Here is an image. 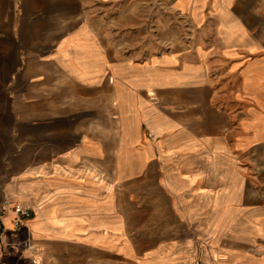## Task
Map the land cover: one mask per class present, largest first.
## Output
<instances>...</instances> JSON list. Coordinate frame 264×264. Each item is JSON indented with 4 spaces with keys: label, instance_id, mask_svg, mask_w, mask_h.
<instances>
[{
    "label": "crops",
    "instance_id": "1",
    "mask_svg": "<svg viewBox=\"0 0 264 264\" xmlns=\"http://www.w3.org/2000/svg\"><path fill=\"white\" fill-rule=\"evenodd\" d=\"M0 69V264H264V0H0Z\"/></svg>",
    "mask_w": 264,
    "mask_h": 264
},
{
    "label": "rangeland",
    "instance_id": "2",
    "mask_svg": "<svg viewBox=\"0 0 264 264\" xmlns=\"http://www.w3.org/2000/svg\"><path fill=\"white\" fill-rule=\"evenodd\" d=\"M4 73L5 71L3 69H0V170H2L4 167V161H3V158L1 157L2 156L1 154H4L6 151V149L3 148L1 145H3L5 142L9 140L8 133H9V128L12 122V118L9 112L10 102L5 95V91H4L5 86L2 83V81L5 79ZM0 200H1V192H0ZM224 241L225 239H220L217 241V244H216L217 251H220L218 249L224 246ZM201 250H202V246H200V251H199V257H198L199 262H200V257H202ZM208 262L209 264H214V262L211 261V259ZM152 263L159 264L154 261H152Z\"/></svg>",
    "mask_w": 264,
    "mask_h": 264
},
{
    "label": "built area",
    "instance_id": "3",
    "mask_svg": "<svg viewBox=\"0 0 264 264\" xmlns=\"http://www.w3.org/2000/svg\"><path fill=\"white\" fill-rule=\"evenodd\" d=\"M15 211L17 213L15 224L19 225L23 220L28 219L32 215L31 208H15Z\"/></svg>",
    "mask_w": 264,
    "mask_h": 264
},
{
    "label": "bare ground",
    "instance_id": "4",
    "mask_svg": "<svg viewBox=\"0 0 264 264\" xmlns=\"http://www.w3.org/2000/svg\"><path fill=\"white\" fill-rule=\"evenodd\" d=\"M23 226H24V224H23ZM17 232H18V231H17ZM28 247H29L30 249H32V248H33L31 245H29ZM32 250H33V249H32Z\"/></svg>",
    "mask_w": 264,
    "mask_h": 264
}]
</instances>
